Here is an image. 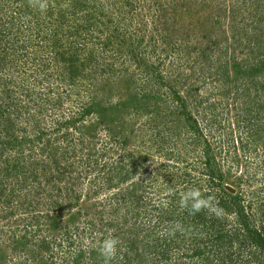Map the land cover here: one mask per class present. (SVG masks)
<instances>
[{
  "label": "rangeland",
  "instance_id": "obj_1",
  "mask_svg": "<svg viewBox=\"0 0 264 264\" xmlns=\"http://www.w3.org/2000/svg\"><path fill=\"white\" fill-rule=\"evenodd\" d=\"M75 1L0 0V264H105L109 236L120 242L112 264H129L123 252L142 251L144 233L168 231L159 207L178 206L176 191L209 195L208 155L221 190L264 228V90L248 102L234 71L217 80L225 55L243 60L259 40L264 50V0H90L57 15ZM28 3L33 22L18 13Z\"/></svg>",
  "mask_w": 264,
  "mask_h": 264
},
{
  "label": "trees",
  "instance_id": "obj_2",
  "mask_svg": "<svg viewBox=\"0 0 264 264\" xmlns=\"http://www.w3.org/2000/svg\"><path fill=\"white\" fill-rule=\"evenodd\" d=\"M87 3H90V0H77L70 6H67L66 9H60L57 15L60 18L68 14L76 15L88 6ZM51 12L52 9L50 13ZM18 13L22 16L31 18L32 22L33 19H37L40 14L33 10L32 7L30 8L29 3L24 8L23 12L20 10ZM86 14L87 15H84L83 22L90 24L95 17L94 12L89 13V11H86ZM261 23H263V21ZM38 24V21L34 23L36 30L40 31V24ZM217 28L219 27L217 26ZM235 29L236 31L238 30L237 28ZM6 31L9 36L13 34V37L15 39L17 38L18 35L14 32V29L9 28ZM18 31H20V29H18ZM236 31L233 33L235 42L238 36L241 35L242 39L245 38V41H254L252 35H243L241 32L236 34ZM208 32L215 34L216 28L213 26L212 28L208 27ZM226 39L227 38H225V40ZM14 40L10 37L7 43L11 46H15L17 41ZM261 42L262 40H259L258 43H253L254 46L245 47L243 46L245 43L242 41L240 44L243 46L242 53L245 57L243 60L235 58L234 56L229 59L227 58L228 56L225 55V61H223L221 66L222 72L217 79L220 82L232 83L231 74L232 71H234L236 80L240 79V84L236 86L238 89H241L242 95H244L248 102L251 100L250 97H252V99H257L258 97H254V94L260 96L261 89L264 90V50L260 47L262 45ZM23 47L22 45V48ZM61 59L71 61L70 59ZM96 60H98L97 57H90V59H87L86 64H93ZM98 66L102 68L101 72L103 75L111 71L107 70L104 65L98 64ZM75 72L77 74V71ZM90 112L91 109H83L82 115L89 114ZM1 140L4 146L12 144H14V146H19L22 144V142L17 143L18 141L16 138L14 139V143L10 139ZM21 141H26V136L22 137ZM79 144L82 145V141H80ZM76 146H78L76 142L70 145V147L74 149ZM5 151H7V149H0V158H2ZM212 160L213 157L208 155V174L210 182L213 183L209 195L213 196L214 200L218 202L216 204V212H213L214 208L212 207V210L202 209L195 214H192L188 209L185 212L178 213L177 210L180 208V205L174 206V201L167 206L162 204L163 207H159L160 215L157 218L156 225L158 227L168 222V226H170L168 231L161 232V229L157 228V238L147 239L149 236L144 233V230H146L144 229L145 227L142 225V222H137V226L139 229L141 228V232L145 235L146 245L143 246L141 251L133 242L132 244L135 247L134 250L131 251L130 247L126 252L122 250L124 258L129 264H142L140 261L143 257H148L153 264H264V228L259 229L255 226L253 223L254 220L251 217L252 215L248 212V209L251 210L252 208L251 206H245L240 196L232 195L225 190H221L223 187L222 182L224 175L221 173L220 169L212 166ZM66 168L70 171L71 166L66 165ZM59 171L57 170V173ZM3 174L5 177L11 175L6 172ZM34 182L35 185L33 189H36L38 179L36 178ZM25 183L28 184V181H25ZM175 187H172L173 192ZM215 188H217V191ZM180 192L181 191L175 192L173 200L179 202ZM205 197H207V195ZM230 214L234 215L238 223L237 225L235 223L229 224ZM189 228L195 229L189 232ZM200 228L201 230H198ZM187 234H190L188 239L184 238V235ZM129 249L133 256L129 255ZM174 249H177L176 251L182 250L183 253L178 257H173L171 254Z\"/></svg>",
  "mask_w": 264,
  "mask_h": 264
},
{
  "label": "clouds",
  "instance_id": "obj_3",
  "mask_svg": "<svg viewBox=\"0 0 264 264\" xmlns=\"http://www.w3.org/2000/svg\"><path fill=\"white\" fill-rule=\"evenodd\" d=\"M40 7L43 9L44 5L42 4ZM213 200V196L205 197L199 188L193 187L180 192L179 205L182 209H188L192 214H195L202 209L212 210ZM119 244V240L112 236L102 240L98 252L104 258L105 264H112L117 258L120 252Z\"/></svg>",
  "mask_w": 264,
  "mask_h": 264
}]
</instances>
